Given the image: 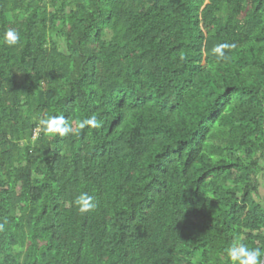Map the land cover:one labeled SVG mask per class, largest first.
<instances>
[{"label":"trees","instance_id":"obj_1","mask_svg":"<svg viewBox=\"0 0 264 264\" xmlns=\"http://www.w3.org/2000/svg\"><path fill=\"white\" fill-rule=\"evenodd\" d=\"M0 225V264L264 249V0H0Z\"/></svg>","mask_w":264,"mask_h":264},{"label":"clouds","instance_id":"obj_2","mask_svg":"<svg viewBox=\"0 0 264 264\" xmlns=\"http://www.w3.org/2000/svg\"><path fill=\"white\" fill-rule=\"evenodd\" d=\"M3 42L9 47H14L20 44V33L14 29L9 28L3 35ZM235 47L228 43H219L215 45L212 52L219 58H226L225 49ZM40 126L50 134H58L61 137L67 136L73 131L72 127L67 123L63 115H44L39 119ZM100 128L102 127V121L98 120L95 115L78 122V128L84 129ZM75 205L78 207L80 213H87L96 204L94 203V196L89 195L87 192L80 193L74 200ZM3 229V225H0V230ZM226 255L231 264H264V249L250 248L247 244L241 242L239 239L233 241V243L226 249Z\"/></svg>","mask_w":264,"mask_h":264},{"label":"rangeland","instance_id":"obj_3","mask_svg":"<svg viewBox=\"0 0 264 264\" xmlns=\"http://www.w3.org/2000/svg\"><path fill=\"white\" fill-rule=\"evenodd\" d=\"M21 19H23V16L21 17ZM57 40H58V44H59V46H60V50H61V51H64V49H65V45H64L63 40H62L61 38H58Z\"/></svg>","mask_w":264,"mask_h":264}]
</instances>
